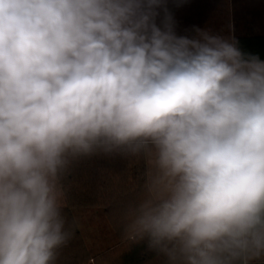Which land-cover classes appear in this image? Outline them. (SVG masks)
Wrapping results in <instances>:
<instances>
[{"label":"clouds","instance_id":"9594fccd","mask_svg":"<svg viewBox=\"0 0 264 264\" xmlns=\"http://www.w3.org/2000/svg\"><path fill=\"white\" fill-rule=\"evenodd\" d=\"M161 0H0V264H55L60 180L144 153L124 232L164 264L264 255V61L153 22Z\"/></svg>","mask_w":264,"mask_h":264},{"label":"trees","instance_id":"16d2710c","mask_svg":"<svg viewBox=\"0 0 264 264\" xmlns=\"http://www.w3.org/2000/svg\"><path fill=\"white\" fill-rule=\"evenodd\" d=\"M155 13L152 22L162 31L201 42L206 33L233 43L245 59L264 61L262 2L249 6L239 0H161ZM147 181L144 153L97 152L73 160L60 180L62 216L73 236L57 250L55 264H164L147 240L132 242L124 232L131 211L147 196ZM81 215L85 225L96 217L104 222L101 242L111 236L95 251L80 229ZM249 264H264V255Z\"/></svg>","mask_w":264,"mask_h":264},{"label":"rangeland","instance_id":"374dc122","mask_svg":"<svg viewBox=\"0 0 264 264\" xmlns=\"http://www.w3.org/2000/svg\"><path fill=\"white\" fill-rule=\"evenodd\" d=\"M239 1L247 3V5L249 4V6H252L256 3L259 4L260 2L264 3V0H239ZM236 6H239L238 3L236 4ZM146 157H147V173H149L152 169V165L149 163L150 158L148 156ZM96 218H92L90 224L88 225H85L86 222L85 216L81 215V221L79 220L80 229L82 230L87 243L90 245L93 251L97 250L96 248L98 247V245L106 244L110 239L109 237H111L110 235H108L101 242L100 236L106 226L101 219H96Z\"/></svg>","mask_w":264,"mask_h":264}]
</instances>
